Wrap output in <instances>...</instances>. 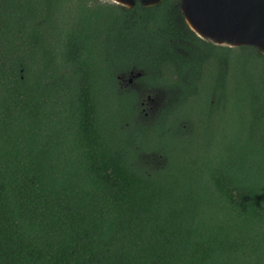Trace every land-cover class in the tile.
Listing matches in <instances>:
<instances>
[{"label":"trees","instance_id":"16d2710c","mask_svg":"<svg viewBox=\"0 0 264 264\" xmlns=\"http://www.w3.org/2000/svg\"><path fill=\"white\" fill-rule=\"evenodd\" d=\"M0 264H264V57L178 0H0Z\"/></svg>","mask_w":264,"mask_h":264},{"label":"water","instance_id":"95a60500","mask_svg":"<svg viewBox=\"0 0 264 264\" xmlns=\"http://www.w3.org/2000/svg\"><path fill=\"white\" fill-rule=\"evenodd\" d=\"M113 1L118 3L111 2L116 6L130 9L135 3L144 8L154 7L162 0ZM178 2L185 25L201 40L216 47H252L264 57V0H178ZM141 76V72L131 70L128 75H121L118 79L121 81L128 79L131 83Z\"/></svg>","mask_w":264,"mask_h":264},{"label":"rangeland","instance_id":"374dc122","mask_svg":"<svg viewBox=\"0 0 264 264\" xmlns=\"http://www.w3.org/2000/svg\"><path fill=\"white\" fill-rule=\"evenodd\" d=\"M98 2L107 3V4H110V5L116 6L115 4H112L111 2H109L107 0H98ZM123 9H125V8H123ZM152 94L153 93H151V92L148 93V95L150 97V101L147 100V96L148 95L146 96L145 94H144V97L142 98V101H141L143 106L141 107L140 112H142V114L146 113L148 117H151L152 115H154L156 113L155 111H157L156 108H159L161 106V100L158 99L156 101L155 100L153 101L152 99H154V97L152 96Z\"/></svg>","mask_w":264,"mask_h":264},{"label":"flooded vegetation","instance_id":"af4514ba","mask_svg":"<svg viewBox=\"0 0 264 264\" xmlns=\"http://www.w3.org/2000/svg\"><path fill=\"white\" fill-rule=\"evenodd\" d=\"M108 1V0H107ZM110 2V1H109ZM138 81H139V78L138 79H135V80H133L131 83L128 81V79H125V80H119L118 79V82H119V86H120V88H122L123 90H125V91H127V92H136L137 94H139V95H144V89L142 88V85L141 84H139L138 83ZM159 98H161L160 97V95L158 94L157 95ZM157 96H155V99H152L153 101L155 100H157L158 99V97ZM147 100L148 101H150V97H149V95L147 96ZM155 104V103H154ZM156 105V104H155ZM141 106H143V104L141 103ZM158 108H156V110H157ZM151 112V111H150ZM156 112V111H155ZM146 116H147V114H146Z\"/></svg>","mask_w":264,"mask_h":264},{"label":"bare ground","instance_id":"6f19581e","mask_svg":"<svg viewBox=\"0 0 264 264\" xmlns=\"http://www.w3.org/2000/svg\"><path fill=\"white\" fill-rule=\"evenodd\" d=\"M108 1H110V2H114L113 0H108ZM114 3H116V2H114ZM116 4H118V3H116Z\"/></svg>","mask_w":264,"mask_h":264}]
</instances>
